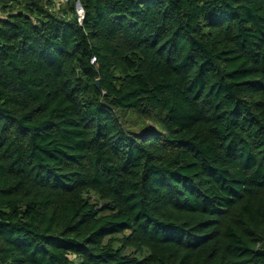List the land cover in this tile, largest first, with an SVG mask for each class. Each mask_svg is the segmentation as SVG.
Listing matches in <instances>:
<instances>
[{
    "label": "trees",
    "instance_id": "trees-1",
    "mask_svg": "<svg viewBox=\"0 0 264 264\" xmlns=\"http://www.w3.org/2000/svg\"><path fill=\"white\" fill-rule=\"evenodd\" d=\"M0 264H264V0H0Z\"/></svg>",
    "mask_w": 264,
    "mask_h": 264
},
{
    "label": "built area",
    "instance_id": "built-area-1",
    "mask_svg": "<svg viewBox=\"0 0 264 264\" xmlns=\"http://www.w3.org/2000/svg\"><path fill=\"white\" fill-rule=\"evenodd\" d=\"M60 1L63 2L64 0H60ZM76 11H77V14H78V16H79V18L81 20L83 18L84 14H83V11H82V9H81L79 4L76 5Z\"/></svg>",
    "mask_w": 264,
    "mask_h": 264
},
{
    "label": "water",
    "instance_id": "water-1",
    "mask_svg": "<svg viewBox=\"0 0 264 264\" xmlns=\"http://www.w3.org/2000/svg\"><path fill=\"white\" fill-rule=\"evenodd\" d=\"M95 86H96L97 88H99V82H98V81H96Z\"/></svg>",
    "mask_w": 264,
    "mask_h": 264
},
{
    "label": "rangeland",
    "instance_id": "rangeland-1",
    "mask_svg": "<svg viewBox=\"0 0 264 264\" xmlns=\"http://www.w3.org/2000/svg\"><path fill=\"white\" fill-rule=\"evenodd\" d=\"M58 1H60V0H58Z\"/></svg>",
    "mask_w": 264,
    "mask_h": 264
}]
</instances>
